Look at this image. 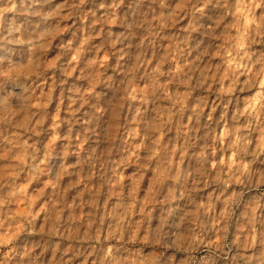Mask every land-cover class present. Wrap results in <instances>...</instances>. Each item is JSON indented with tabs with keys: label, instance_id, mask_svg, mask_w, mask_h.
Returning <instances> with one entry per match:
<instances>
[{
	"label": "rangeland",
	"instance_id": "rangeland-1",
	"mask_svg": "<svg viewBox=\"0 0 264 264\" xmlns=\"http://www.w3.org/2000/svg\"><path fill=\"white\" fill-rule=\"evenodd\" d=\"M0 264H264V0H0Z\"/></svg>",
	"mask_w": 264,
	"mask_h": 264
}]
</instances>
